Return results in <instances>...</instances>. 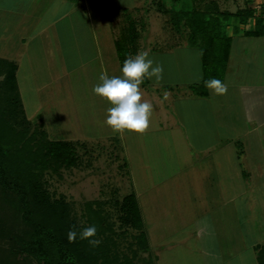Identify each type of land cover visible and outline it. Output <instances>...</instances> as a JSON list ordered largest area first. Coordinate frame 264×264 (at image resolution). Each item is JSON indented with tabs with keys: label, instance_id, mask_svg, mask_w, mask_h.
Instances as JSON below:
<instances>
[{
	"label": "rangeland",
	"instance_id": "rangeland-1",
	"mask_svg": "<svg viewBox=\"0 0 264 264\" xmlns=\"http://www.w3.org/2000/svg\"><path fill=\"white\" fill-rule=\"evenodd\" d=\"M113 1L118 5L126 4L130 0L125 3L123 0ZM134 1L135 8L129 6L119 12L109 8L107 17H101L99 21L94 40L90 38L86 43L84 33L77 31L74 26L70 27L65 19L61 20L58 45L63 47V61L57 60L51 46L50 50L40 53L42 61L31 62V68L22 66L18 69L20 95L27 116L37 123L43 121L50 137L72 141L77 147V166L53 162L43 176V185L48 191L42 192L53 203L51 206L57 221H61L65 227L68 226V229L75 228L77 232L80 230L78 227L83 228L96 222L91 214L93 211L89 202L92 209L97 207L99 212L101 208L103 211L100 210L99 214L104 217L103 221L107 217L113 222L116 231L112 236L108 228L104 230L106 234L111 235V241L117 244L116 248H113L118 254L114 259L115 264H205L202 241L195 237L198 218L201 219V216L208 212L215 220L216 228H212L210 234L206 235V248L216 252H234V248H238L236 245H230L229 241L221 242V238H218L222 230L218 221L227 215L219 208L227 202L226 200L232 199L231 195L238 194L234 203L239 207L235 216H239L240 223L244 214L241 211L248 200L252 202L258 215H264V180H260L261 173L257 172L260 178L241 181V191L226 189L227 187L225 191H220L218 181L206 177L210 168L207 161L206 164L200 165L202 159H199L198 169L190 170L185 168V160L180 157L178 150L170 146L166 139L153 142L158 132L154 131L153 127L148 130L147 128L154 126V121L149 123L140 135L137 132L115 130L104 122L109 104L92 92V86L99 82L101 72L113 76V68L109 66L111 54L101 44V31L106 38V45L114 51V47L117 49L114 40L122 37L124 29L135 24L138 35L136 41L126 47L128 50L136 44L137 51L143 47H156L157 55L153 56L148 51L149 57L162 69L167 70L180 67L181 56L187 60L181 67L187 71L186 76H190L189 79H196L195 76L203 71L200 69V62L196 60V54L193 56L195 52L191 53L189 48L193 44L186 37L190 32L189 28L184 27L185 35L169 24V12L192 5L194 0ZM213 1H216L223 11H236L238 8L247 7L255 10L254 15L262 14L264 18V0H202L201 5L204 7ZM66 24L67 26H64ZM250 26L253 27L252 22ZM91 29L96 30L93 23ZM10 31L9 24L2 29L0 57L19 58L21 52L18 49L17 37ZM174 43L185 45L184 48L187 47L188 50L181 53L177 51L175 60L164 58V55H169L164 53ZM193 47L195 51L198 50V46ZM114 69L120 75L118 63ZM4 75L0 69V80ZM160 115L162 118L165 116L163 109ZM188 123L194 124L192 120ZM33 126L32 123L30 130H33ZM186 130L191 134L194 129L186 124ZM141 139L144 140L143 145ZM133 191L140 200V210L150 243V248L146 251H141L140 245L133 239L138 230L130 228L128 232L124 231L117 217L119 212L116 203ZM31 206L40 216V203L36 201ZM12 207L14 206L10 208L6 205L5 209L10 208L8 212L0 209V227L4 230L8 224V235L14 236L25 225L22 222L23 212L14 214ZM52 217L50 215L49 220ZM163 220L171 221L169 223L172 226L166 225ZM155 223L157 224L154 225ZM163 223L166 226L163 227ZM246 225L250 227L249 223L244 226ZM247 228L242 226L240 231L243 236L246 235L249 242H253V239L262 241L263 226L255 234L252 229ZM6 236L7 234L3 235ZM172 240L177 243L171 245ZM7 243H11L10 239L0 237V244ZM229 246H232V249H229ZM29 259L32 264H42L32 255Z\"/></svg>",
	"mask_w": 264,
	"mask_h": 264
},
{
	"label": "crops",
	"instance_id": "crops-1",
	"mask_svg": "<svg viewBox=\"0 0 264 264\" xmlns=\"http://www.w3.org/2000/svg\"><path fill=\"white\" fill-rule=\"evenodd\" d=\"M123 1L125 3L127 0ZM135 3L134 0L118 5H115L113 0H0V36L3 35L2 29L9 24L10 33L17 37L18 49L21 52L19 58L6 57L17 65V81L18 69L22 66L31 68V62L42 61L40 53L50 50L51 46L57 60L63 61L65 57L63 47L58 45L61 20L65 19L70 27L74 26L77 31L84 33L86 43L90 38L94 40L99 29V21L101 17H107L109 8L117 9L119 12L120 9L126 10L129 6L135 8ZM250 22L253 23V27L250 26ZM92 23L95 31L91 29ZM134 27L137 37L135 24ZM254 28L255 16L249 17L245 22L237 18L230 19L226 29L231 37V45L222 82L226 86L224 93L217 94L209 88L207 95L193 92L190 85L201 82L204 77L201 51L198 45H196L198 50L195 51L193 47L195 44H190L189 48L191 53L195 52L193 56L196 54V60L200 62V69L203 70L195 76L196 79H189L190 76H186L188 73L181 65L186 64L187 60L179 56L180 67H173L170 70L163 68L159 81L155 77H145L140 84L142 99L149 100L153 105L150 123L154 121L156 125L147 128L148 130L153 127V130L158 132L153 142L166 139L170 146L178 150L180 157L185 160V168L190 170L198 169L199 159H202L200 165L207 161L210 168L206 177L218 181L220 191L230 188L233 191H241V181L260 178L257 172L261 173L260 180H264V35L245 34V31ZM101 33L103 36L101 44L111 54L109 57V66L113 68L111 75L119 76V72L114 69L117 63L121 68L118 50L114 47L113 51V48L107 46L103 31ZM184 33L186 35V31L183 30L182 34ZM117 40V38L114 40V46H117ZM184 46L174 43L164 53L169 55L163 57L175 60L177 51L181 53L188 50ZM135 47L137 49V44ZM155 48L148 46L142 50H147L155 56L157 55ZM161 109L165 111L163 118L160 115ZM190 120L194 124L188 123ZM186 124L193 127L191 134L186 130ZM126 132L135 133L128 130ZM139 133L141 132H137ZM231 197L232 199L226 200L227 202L224 201L225 204L222 202L223 205L221 204L219 208L227 215L218 221L219 228L222 229L218 238H221V242L229 241L230 245H236L238 248L233 247L234 252L230 253L206 248L204 244L206 235L210 234L212 228H216L215 220L206 212L201 219L198 218L195 232V237L202 241L204 263L228 264L229 261L232 262L230 264H260L257 246L264 242V238L261 242L254 239L253 242H249L246 235H242L240 228L243 226L246 229L249 226L244 225L249 223L250 227L247 229H252V233L255 234L258 229L264 227V215H258L256 208L248 200L241 211L244 214L240 223L239 216H235L239 212V207L234 203L238 194ZM138 202L141 209L139 199ZM163 222L172 226L169 223L171 221ZM164 223L161 224L163 227L166 226ZM170 243L174 245L177 242L172 240ZM232 246L228 248L232 249Z\"/></svg>",
	"mask_w": 264,
	"mask_h": 264
},
{
	"label": "trees",
	"instance_id": "trees-1",
	"mask_svg": "<svg viewBox=\"0 0 264 264\" xmlns=\"http://www.w3.org/2000/svg\"><path fill=\"white\" fill-rule=\"evenodd\" d=\"M201 4L202 0H194L192 5L172 10L169 12V24L178 32H183L187 26L189 41L199 46L204 77L191 88L196 94L207 95L205 79L217 77L224 81L231 45V37L226 32L230 19L245 22L255 16V28L245 31V34L264 35V18L262 14L254 15L252 8L223 11L216 1L204 7ZM133 29L135 27L130 25L117 40L121 65L126 55L137 51L135 45L129 50L126 48L136 41ZM0 69L5 74L0 80V209L8 212L13 205L14 214L23 212L22 222L25 225L14 236L8 235V224L4 230L0 227V237L11 242L0 244V264H32L31 255L42 264H115L118 254L114 249L117 244L111 241V235L116 231L107 217L104 223V217L99 214L100 210L103 211L101 208L98 212L97 207L92 209L89 202L97 230H101L96 231L95 237L82 239L78 231L75 238L69 239L68 226L57 221L51 206L53 203L42 192L48 191L43 185V176L53 162L77 166V147L72 141L50 137L43 121L37 123L27 116L18 87L16 63L0 57ZM38 117L41 118L40 115ZM32 123L33 130H30ZM36 201L41 206L40 216L31 206ZM6 205L10 208L5 209ZM116 206L120 227L126 232L130 228L138 230L133 239L140 245L141 251L148 250L150 243L135 191L126 194ZM50 215L53 217L49 220ZM105 228L111 235L104 232ZM4 234L7 236L3 237ZM92 238H98L100 243L90 245L88 239ZM257 254L260 264H264V242L257 246Z\"/></svg>",
	"mask_w": 264,
	"mask_h": 264
},
{
	"label": "clouds",
	"instance_id": "clouds-1",
	"mask_svg": "<svg viewBox=\"0 0 264 264\" xmlns=\"http://www.w3.org/2000/svg\"><path fill=\"white\" fill-rule=\"evenodd\" d=\"M161 72V66L154 63L147 50L126 55L119 76L101 72L99 82L92 86V92L109 104L104 122L115 130L143 132L149 126L153 105L149 100L142 99L140 84L145 77H155L159 81ZM203 82L214 93L220 94L226 90V86L217 77L207 78ZM96 231L95 224L87 225L79 230V237H95ZM67 234L69 239H73L77 231L69 228ZM88 243L95 246L100 240L92 238L88 239Z\"/></svg>",
	"mask_w": 264,
	"mask_h": 264
}]
</instances>
